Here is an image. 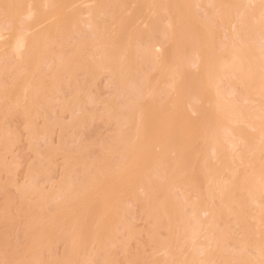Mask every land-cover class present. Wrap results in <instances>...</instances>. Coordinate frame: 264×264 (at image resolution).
<instances>
[{
    "label": "rangeland",
    "instance_id": "obj_1",
    "mask_svg": "<svg viewBox=\"0 0 264 264\" xmlns=\"http://www.w3.org/2000/svg\"><path fill=\"white\" fill-rule=\"evenodd\" d=\"M85 1L0 0L7 40L68 8L35 56L0 50V264H260L244 248L264 216V197L246 192L264 185V12L248 0ZM233 197L246 228L229 205L202 232L206 209Z\"/></svg>",
    "mask_w": 264,
    "mask_h": 264
},
{
    "label": "bare ground",
    "instance_id": "obj_2",
    "mask_svg": "<svg viewBox=\"0 0 264 264\" xmlns=\"http://www.w3.org/2000/svg\"><path fill=\"white\" fill-rule=\"evenodd\" d=\"M99 1H101V0H88V1H85V7H86V5H87V7L88 6H91V5H93V4H96V3H99ZM212 1V0H211ZM211 1H210V3H211ZM247 1V0H246ZM36 2V1H35ZM79 2V1H78ZM220 2V1H219ZM227 3L229 2V1H226ZM248 2H250V3H248L249 5H250V7H249V5H247L245 8H246V10L247 9H251V7H253V5H254V7L257 5V7H255V8H252V11H253V9L255 10V13H257V14H259L260 13V15H261V13L262 12H264V0H248ZM262 2V3H261ZM34 3V2H33ZM48 3H50V2H47V3H45L46 5L48 4ZM80 4L82 3L81 1L79 2ZM214 3V2H213ZM226 3V4H227ZM259 3H260V5H259ZM31 4V3H30ZM35 4V3H34ZM76 4H78V3H74V4H72L70 7L72 8L73 6H75ZM215 4V3H214ZM225 4V5H226ZM229 4H231V2H229ZM235 4V3H234ZM32 5V4H31ZM36 5V4H35ZM79 5V4H78ZM228 5V4H227ZM233 5V4H232ZM231 5V6H232ZM236 5V4H235ZM233 6V7H236V6H238L239 7V5L237 4L236 6ZM49 6V5H48ZM47 6V7H48ZM77 6V5H76ZM75 6V7H76ZM220 6V5H219ZM230 6V7H231ZM70 7H69V9H70ZM74 7V8H75ZM83 7V6H82ZM188 7V6H187ZM217 7V6H216ZM226 7V6H225ZM228 7V6H227ZM230 8V9H235V8ZM30 8V7H29ZM33 8V7H32ZM30 9L29 11V14L27 13V15H25V17H27V19L29 20V19H33L34 20V17L37 15L36 13H37V11H35L36 9L34 8V9ZM219 8V7H218ZM223 8H224V6H223ZM245 8L244 7H242L241 9H240V7H239V9L240 10H233V12L235 11H238L239 13H241L242 15H245V13L244 12H247V11H245ZM68 9V8H67ZM67 9H62V8H58L57 10H55L52 14H50V17L48 16V18L47 17H45V18H43V19H41V21H37V23L35 24V23H33L34 24V26H32L31 25V27H29V28H25L24 30H22V31H20L21 33L20 34H16L17 36H15L13 39H11L10 38V40H7V39H5V38H7V37H5L4 38V35L7 33H5L4 35L3 34H0V50H3L6 46H9V45H12L11 47H12V49L14 50V52L17 54V56H18V58L19 59H22V58H24V56L27 54V56H28V54H29V51H31L32 52V50H33V52H32V54H34V56H35V53H37V52H35V49H37V46H40V43H42L43 41H44V39H45V42H46V37H47V35H48V31H50L51 29L53 30V28L55 29V30H58V28H57V26H60V24L62 23L61 21L63 20V17H66L67 16ZM237 9V8H236ZM224 10V9H223ZM232 10H231V13H232ZM169 11L171 12L170 14H173V9H169ZM219 11H222V9H220ZM228 11H229V7H228ZM250 11V10H249ZM257 11V12H256ZM92 12H93V10L92 9H88L86 12H85V14H87V15H89L90 17H92L93 15H92ZM222 12H224V15H226L225 14V12H227L226 10L225 11H222ZM234 12V13H235ZM175 13V12H174ZM248 13V12H247ZM254 13V12H253ZM36 14V15H35ZM69 14V13H68ZM229 13L227 12V15H228ZM263 14V13H262ZM47 15H49V13L47 14ZM84 15V14H83ZM46 16V15H45ZM86 16V15H85ZM72 17V16H71ZM71 17H69V18H71ZM88 17V16H87ZM89 17V18H90ZM36 18V17H35ZM60 18H61V20H60ZM88 18V19H89ZM66 19V18H65ZM60 20V21H59ZM69 20V19H68ZM53 21H55L56 23L55 24H53V25H51L52 23H53ZM70 21V20H69ZM93 21V20H92ZM61 22V23H60ZM90 22H91V20H90ZM92 23V22H91ZM90 23V24H91ZM86 24H87V21H86ZM93 24V23H92ZM49 25H51L50 27H48ZM89 25V24H88ZM62 26H64V25H62ZM90 26V25H89ZM56 27V28H55ZM61 27V26H60ZM91 27V26H90ZM151 27H153V26H151ZM151 27H150V30H151ZM46 28H48V29H46ZM62 28V27H61ZM60 29V28H59ZM93 29V28H92ZM7 31V30H6ZM2 31H0V33H1ZM3 32H5V31H3ZM48 32V33H47ZM57 33V32H56ZM9 34V33H8ZM45 34H47V35H45ZM54 34V33H53ZM10 35V34H9ZM50 35V34H49ZM49 35H48V37H49ZM52 37V36H51ZM50 40V39H49ZM114 42V41H113ZM113 42H111L110 44H112ZM44 43V42H43ZM114 45V44H113ZM42 46V45H41ZM252 46V45H251ZM244 47V46H243ZM245 47H247V46H245ZM244 47V48H245ZM35 48V49H34ZM248 49H249V51L251 50L250 49V45H249V47H247ZM45 49V48H44ZM248 49H247V51H248ZM242 51V50H241ZM248 51V52H249ZM42 52V51H41ZM44 53V52H43ZM238 53V52H237ZM242 53H243V55L245 54V51L243 52L242 51ZM39 54V53H38ZM37 54V55H38ZM42 54V53H41ZM239 54H241V52H239ZM2 55H3V53H2ZM1 55V57H0V59L2 58V57H4V56H2ZM242 55V56H243ZM33 56V55H32ZM236 56H238V55H236ZM241 56V55H240ZM239 56V57H240ZM242 56L240 57V59H242ZM238 57V58H239ZM3 59V58H2ZM25 59V58H24ZM36 59V58H35ZM52 59V58H51ZM223 59V58H222ZM226 59V58H225ZM243 59H246V57L244 56L243 57ZM38 60L40 61V62H42L40 59H39V57H38ZM50 60V59H49ZM48 60V61H49ZM1 61V60H0ZM36 61V60H35ZM47 61V60H46ZM52 61V60H51ZM223 61V60H222ZM221 61V62H222ZM243 61V60H242ZM242 61L240 62L241 63V65H243L242 64ZM38 62V61H37ZM54 61H52V63H53ZM98 62V61H97ZM200 62V61H199ZM226 62H227V59H226ZM244 62H245V60H244ZM243 62V63H244ZM1 63V62H0ZM51 62H49V64L51 65L52 64ZM230 63V62H229ZM40 64V63H39ZM43 64H45V62L43 63ZM46 64H48V63H46ZM70 65V63H67V65ZM101 64V63H100ZM238 64V63H237ZM36 65H38V63L36 64ZM36 65H35V67H36ZM53 65V64H52ZM98 65H99V63H98ZM225 65V64H224ZM230 65V64H229ZM40 66V65H39ZM47 66V65H46ZM49 66V65H48ZM79 66H80V64H79ZM104 66V65H103ZM102 66V67H103ZM125 66V65H124ZM225 66H227V65H225ZM224 66V67H225ZM68 67V66H67ZM70 67V66H69ZM96 67H99V66H96ZM102 67H100V68H102ZM233 67V66H232ZM231 67V69H229V70H232L233 68ZM235 67V66H234ZM40 68V67H39ZM52 68H53V66H52ZM92 68V67H91ZM223 68V67H222ZM221 68V69H222ZM36 69H38V68H36ZM220 68H218V69H215L216 71H218ZM34 70H35V68H34ZM34 70H33V73H36L37 74V72H38V70H40V69H38V70H36L35 72H34ZM71 70V69H70ZM69 70V71H70ZM128 70V69H127ZM214 70V71H215ZM224 70V69H223ZM226 70H228V69H226ZM225 70V71H226ZM228 70V71H229ZM221 71V70H220ZM38 73H40V72H38ZM181 73H182V71H181ZM215 73V72H214ZM36 74H34V75H36ZM70 74V73H69ZM218 74V72L216 73V75ZM30 75H32V74H30ZM34 75H32V77H34ZM71 75V74H70ZM29 76V75H28ZM38 76H39V74H38ZM219 76V75H218ZM30 78V76L28 77V79ZM37 78V77H36ZM218 78V77H217ZM34 79V78H33ZM23 80V79H22ZM26 80H27V78H26ZM35 80V79H34ZM257 80V79H256ZM32 81V80H31ZM27 82V81H26ZM44 83H45V81H43ZM42 82V83H43ZM47 82V81H46ZM58 82V81H57ZM259 82H261L260 80H259ZM25 83V82H24ZM29 83H30V81H29ZM29 83H27L28 84V86L31 88V87H33L34 89L36 88V87H34L36 84L34 83V81H33V83L35 84L34 86H32L31 85V83L29 84ZM32 83V84H33ZM41 82H39V84H40ZM54 83H56V82H54ZM253 83V82H252ZM254 83H255V80H254ZM26 84V83H25ZM46 84V83H45ZM37 85H38V83H37ZM42 84H40V86H41ZM255 85H258L259 86V83H257V84H255ZM263 84H262V82H261V86H262ZM22 85H20V87H21ZM24 87H26L25 85H23ZM22 86V87H23ZM39 86V85H38ZM39 86V87H40ZM39 87L38 88H36L35 90L37 91V92H35L34 90H30L29 88H27V89H29L30 91H29V93H34V94H37L38 93V95H40L39 94V91L37 90V89H39ZM257 87V86H256ZM255 87V88H256ZM32 88V89H33ZM176 88V87H175ZM217 88V87H216ZM254 88V87H253ZM259 88V87H258ZM262 88V87H261ZM264 88V87H263ZM21 89H24L26 92H27V90L25 89V88H21ZM44 89V88H43ZM49 90H50V88H49ZM20 91V90H19ZM23 91V90H22ZM47 91H48V89H47ZM256 91H257V89H256ZM261 91V90H260ZM26 92H22V93H26ZM41 92H42V90H41ZM40 92V93H41ZM216 92H218V90L216 91ZM31 93V95L33 96L34 94H32ZM260 94V93H259ZM258 94V95H259ZM38 95H36V96H38ZM264 95V94H263ZM28 96V95H27ZM21 98H22V96H20ZM29 98H25V96L22 98L23 99V101H21L20 102V99L18 100V103L20 102V103H23V102H25L24 100H27V99H30L31 97H30V94H29V96H28ZM41 97V96H40ZM218 97V96H217ZM36 97L35 96H33L32 97V99L31 100H33V99H35ZM39 98V97H38ZM21 99V100H22ZM16 101H17V99H15ZM28 101H30V100H28ZM30 102H32V101H30ZM34 102V101H33ZM32 102V103H33ZM17 103V104H18ZM19 103V104H20ZM16 106V105H15ZM19 106V105H18ZM238 108V107H237ZM236 109V108H235ZM235 109H233L232 108V111H235ZM240 109H242V108H240ZM239 108H238V110H240ZM237 110V109H236ZM242 111V110H241ZM234 113V112H233ZM239 115V114H238ZM245 115V114H244ZM233 117V116H232ZM242 118L244 119L245 117H243V115H242ZM250 118V117H249ZM234 119H235V117H234ZM251 119V118H250ZM238 121V120H237ZM249 121V120H248ZM253 123V122H252ZM221 125H222V123H221ZM220 125V126H221ZM253 125H254V123H253ZM261 125V124H260ZM234 126H235V124H234ZM242 126V125H241ZM251 126V125H250ZM230 128L232 127V126H229ZM261 127V126H260ZM259 127V128H260ZM263 128V127H262ZM229 129V128H228ZM234 129V128H233ZM236 129V128H235ZM243 129V128H242ZM241 129V130H242ZM231 130V129H230ZM240 130V131H241ZM263 130V129H262ZM240 131H239V133H240ZM235 132H237V131H230V134H232L231 136H233L234 137V139L235 138H238L237 137V134L235 133ZM259 132H260V130H259ZM218 133V130H217V132H216V134ZM221 133V132H220ZM242 133H243V130H242ZM260 134H261V132H260ZM218 135V134H217ZM224 135H226V134H224ZM242 135V134H241ZM240 135V136H241ZM247 135V134H246ZM262 135V134H261ZM221 136V135H220ZM228 136V135H227ZM239 136V137H240ZM243 136V135H242ZM230 137V136H229ZM244 138V137H243ZM249 138V137H248ZM263 138V137H262ZM226 139V138H225ZM228 139H226V141H227ZM239 140H240V138H239ZM238 140V141H239ZM245 140V139H244ZM240 141H242V140H240ZM249 141H250V139H249ZM233 142V141H232ZM245 142V141H244ZM229 143V142H228ZM240 143V142H239ZM250 144H251V142H250ZM249 144V145H250ZM231 146H232V143L230 144ZM234 145V147L235 146H237V145H235V143L233 144ZM240 146V145H239ZM241 146H243V145H241ZM246 146V145H245ZM244 146V147H245ZM234 147H232V148H234ZM237 148H238V146H237ZM243 148V147H242ZM257 148V147H256ZM214 149H216V148H214ZM260 149V148H259ZM217 150H218V148H217ZM235 150H236V147H235ZM242 150V149H241ZM250 150V149H249ZM256 150V149H255ZM216 151V150H215ZM214 151V153H216ZM220 151V150H219ZM219 151H217L219 154L218 155H220V152ZM246 151V150H245ZM253 151V150H252ZM259 152V151H258ZM261 152H263V151H261ZM238 153V152H237ZM253 153V152H252ZM254 153L256 154V151H254ZM264 153V152H263ZM234 154V153H233ZM236 154V153H235ZM262 154V153H261ZM239 155V154H238ZM247 155V154H246ZM245 155V157H247ZM249 155H251V152H250V154ZM256 156H257V154H256ZM218 157V156H217ZM238 157V156H237ZM250 157H252V156H250ZM254 157V156H253ZM259 158V157H258ZM262 158V157H261ZM233 159V158H232ZM242 159V161L241 162H243V158H241ZM241 159H238V161H240ZM249 159V158H248ZM248 159H246V160H248ZM263 159V158H262ZM235 160H237V159H235ZM258 160V159H257ZM264 160V159H263ZM245 161V160H244ZM251 161V160H250ZM247 162V161H246ZM249 162V161H248ZM259 162H261V161H259ZM239 163V162H238ZM261 163H263V162H261ZM263 166V165H262ZM261 169V168H260ZM259 169V170H260ZM263 169V168H262ZM262 171V170H261ZM212 174V173H211ZM211 174H209V175H211ZM261 176V175H260ZM213 177V176H212ZM211 178V177H210ZM209 178V179H210ZM259 178V177H258ZM237 179H239V178H237ZM221 180V179H220ZM236 180V179H235ZM257 180V179H256ZM262 180V179H261ZM239 181V180H238ZM258 181V180H257ZM213 182V181H212ZM221 182V181H220ZM224 182V181H223ZM227 182H228V180H227ZM227 182H224V183H222V184H224L225 185V183H227ZM234 182V181H233ZM256 182V181H255ZM255 182H254V185H252L251 187H247V189L249 188V190L247 191L246 190V192H248L247 193V195L249 196V193L251 194V196H255V197H260V199L261 198H263L264 196H263V194H264V185H263V183L260 181V183H262V184H260L259 183V185L258 184H255ZM219 183V182H218ZM246 183H248V182H246ZM234 184V183H233ZM245 184V183H244ZM249 184H251V183H249ZM220 185V184H219ZM248 185V184H247ZM232 186V185H231ZM240 186V185H239ZM222 187V186H221ZM224 187V186H223ZM244 187V186H243ZM229 188H230V186H229ZM235 188H237L238 189V187H235ZM234 188V189H235ZM245 189H246V186L244 187ZM154 188H152V190H153ZM224 193H223V198L224 197H228L227 195H225V194H228V192L227 191H229L228 190V187H224ZM233 189V190H234ZM237 189H235L234 191H235V194L236 193H239V189H238V192H236V190ZM241 189V188H240ZM231 190V189H230ZM243 189H241V191H240V193L242 192L243 193V191H242ZM219 191H220V189H219ZM232 191V190H231ZM234 191H232V192H234ZM152 192V191H151ZM155 192V191H154ZM227 192V193H226ZM246 192H245V194H246ZM231 193V192H230ZM240 193H239V195H240ZM241 193V194H242ZM222 195V194H221ZM231 195H233V194H231ZM237 195V194H236ZM236 195H233V196H236ZM243 195V194H242ZM219 196H220V194H219ZM262 196V197H261ZM238 197V196H237ZM241 197V196H240ZM243 197V196H242ZM254 197V198H255ZM221 198V197H220ZM234 198L235 197H233V198H227V199H225V200H223L224 202H222L223 203V205L221 204V206H219V207H221L218 211L217 210H212V211H210L211 210V208L208 210V209H206V211H209V212H206V213H210V217H209V219H207L208 221H207V223L205 224L204 222V226H202V232L205 230V228L207 229V228H209L210 227V225H212V230H213V232H214V229H213V224L214 223H216L217 221H215L216 219L218 220V222L220 223V221L219 220H222L223 219V216L225 217V215L223 214V212H222V210H223V208H225L226 206V208H229L228 206L229 205H234L235 207V209L232 207L230 210L228 209V211H230L229 212V214H230V217L231 216H233L234 215V217H233V219L232 220H234L235 221V224L236 223H238V222H241V220H242V214L241 213H243V210H244V208L243 209H240V210H237L236 211V209H239L240 207H242V206H244L245 204H247V203H245L244 205H242V202L239 200L238 202L236 201V199L234 200ZM253 198V197H252ZM222 199V198H221ZM214 200V199H213ZM250 200V202L252 201L251 199H249ZM255 200V199H254ZM258 200H259V198H258ZM258 200H257V202H258ZM215 201V200H214ZM213 201V202H214ZM220 201V200H219ZM240 202V203H239ZM249 202V201H248ZM256 201H254V203H255ZM259 202H260V200H259ZM264 202V199H263V201H262V204H260V203H258V205L260 206V207H262V205L264 204L263 203ZM220 203V202H219ZM244 203V202H243ZM252 203V202H251ZM212 204H214V203H212ZM257 204V203H256ZM217 205V204H216ZM242 205V206H241ZM213 206V205H212ZM218 206V205H217ZM217 206H214V208L215 207H217ZM236 206H238L237 208H236ZM219 207H217V208H219ZM246 207V206H245ZM258 207V206H257ZM259 207V208H260ZM37 208V207H36ZM38 208H39V206H38ZM37 208V209H38ZM213 208V207H212ZM41 209V207L38 209L39 211H41L40 210ZM216 209V208H215ZM232 210H234L236 213H233L234 211H232ZM242 210V211H241ZM35 211V210H34ZM225 211V210H224ZM227 211V210H226ZM232 211V212H231ZM239 211H241V212H239ZM259 211L260 212H258V213H260V214H264V207L262 208V209H259ZM237 212H239V213H237ZM39 213V212H38ZM205 213V214H206ZM228 213V212H227ZM229 214H228V216H229ZM235 214H237L236 216L238 217L239 216V218H238V220H240V221H238L237 222V220H235ZM238 214H240V215H238ZM257 215V214H256ZM261 215V216H262ZM209 215H207V217H208ZM240 216H241V218H240ZM245 216V215H244ZM227 217V216H226ZM225 217V218H226ZM230 217H228L229 219H230ZM254 218V217H253ZM261 218V219H260ZM227 219V218H226ZM258 219L261 221V222H259V220H257L259 223H261L260 224V226H262V227H260V228H264L263 227V225H264V216H262V217H258ZM243 221V220H242ZM256 221V220H255ZM227 223H228V221H226ZM233 221H231V223H232ZM258 222H256L257 224H258ZM263 222V223H262ZM218 223V224H219ZM243 222H241L240 224L241 225H243V227H245L244 226V224H242ZM217 224V225H218ZM263 224V225H262ZM239 224H237V226H238ZM209 226V227H208ZM223 226V225H222ZM221 226V227H222ZM227 226H228V224H227ZM215 227H217V230H218V226H215ZM242 227V226H241ZM224 228V227H223ZM222 228V229H223ZM228 228V227H227ZM246 228V227H245ZM260 228H259V231H258V234L256 235V237L257 236H260V240H257V241H253L252 242V244L250 245V246H247V247H245L244 249H245V251H251V253L253 254V256H252V258H251V256H250V258L248 259V261L251 259V263H253V262H260V264H264V232L262 233L261 232V230H260ZM199 229V232H201L200 231V227L198 228ZM197 229V230H198ZM225 229V228H224ZM241 229V228H240ZM210 230V229H209ZM216 230V231H217ZM264 230V229H263ZM247 231V230H246ZM245 231V232H246ZM224 233L226 232V230H224L223 231ZM198 233V232H197ZM205 233H206V230H205ZM215 233H217V232H215ZM223 233V234H224ZM227 233H228V231H227ZM194 234V233H193ZM199 234V233H198ZM222 234V235H223ZM226 234V233H225ZM230 234V233H229ZM253 234V233H252ZM255 234V233H254ZM200 235V234H199ZM210 235V236H209ZM216 235V234H215ZM215 235H213L214 237H215ZM220 235V234H219ZM227 235V234H226ZM196 236H197V234H196ZM201 236V235H200ZM209 236V238L211 237V233L210 234H207V236L205 235L204 237L202 236V238L203 239H206V237H208ZM217 237H218V235H216ZM227 236H229V235H227ZM226 236V237H227ZM255 236V235H254ZM199 237V236H198ZM213 237V238H214ZM220 237V236H219ZM209 238H207L206 239V242H208V244H210V242H214V240H212L213 238L211 237L210 239ZM248 239V238H247ZM225 240V239H224ZM230 240V239H229ZM255 240V239H254ZM235 241V240H234ZM218 244H220L219 245V249L221 248V250H222V248L224 249H226V247L228 246L229 247V241L227 240V241H225V242H227V243H225L224 241L222 242H219V240H217L216 241ZM215 242V243H216ZM230 242H231V240H230ZM241 242V241H240ZM214 243V244H215ZM217 243L215 244V245H217ZM222 243H224V245L222 244ZM229 243V244H228ZM191 244V243H190ZM195 244V243H194ZM213 244V243H212ZM213 244V246H215ZM222 244V245H221ZM226 244V245H225ZM228 244V245H227ZM248 244H249V241H248ZM232 245V244H231ZM235 245V244H234ZM233 245V246H234ZM240 246H241V244H239ZM199 246V245H198ZM208 246V245H207ZM207 246L205 247V249L207 248ZM221 246H225V247H221ZM240 246H239V248H240ZM182 247H183V245H182ZM217 247V246H216ZM237 247V246H236ZM242 248H243V246H242ZM242 248H240V249H242ZM204 249V248H203ZM203 249H201V251L203 250ZM210 249L211 248H207L206 250H203V252H201V254L203 253H205V251H207V250H209L210 251ZM217 249V248H216ZM250 249V250H249ZM235 250V249H234ZM239 250V249H238ZM255 252V254L253 253V252ZM243 252H244V250H243ZM243 252H241V255H242V253ZM248 252V253H249ZM202 254V255H203ZM209 254H210V252H209ZM240 254V253H239ZM244 254V256H246V254L245 253H243ZM205 255V254H204ZM206 255H208V253H206ZM238 255V254H237ZM222 256V255H221ZM239 256V255H238ZM244 256H242V257H244ZM241 257V258H242ZM209 258V257H208ZM225 259L227 258V257H224ZM229 258V257H228ZM231 258V257H230ZM230 258H229V261H230ZM238 258H240V257H238ZM237 258V259H238ZM206 259V258H205ZM205 259H203V260H205ZM221 259V258H220ZM232 259H234V258H232ZM231 259V260H232ZM243 259V258H242ZM252 259H253V262H252ZM196 260V259H195ZM209 259H207V261H208ZM211 260V259H210ZM209 260V261H210ZM236 260V259H235ZM90 261V260H89ZM92 261H93V259H92ZM222 261H223V257H222ZM228 261V262H229ZM233 261V260H232ZM237 261V260H236ZM235 261V262H236ZM240 261V260H239ZM210 262H212V261H210ZM235 262H233V263H235ZM249 262V263H250ZM93 263H94V261H93ZM183 263H185V262H183ZM186 263H188V262H186ZM185 263V264H186ZM207 263V262H206ZM224 263H225V261H224ZM231 264H233L232 262H230ZM240 263V262H239ZM238 263V264H239ZM246 263V262H245ZM92 264V263H91ZM189 264V263H188ZM192 264V263H191ZM208 264V263H207ZM211 264V263H210ZM222 264V263H221ZM236 264V263H235ZM257 264V263H256Z\"/></svg>",
    "mask_w": 264,
    "mask_h": 264
}]
</instances>
